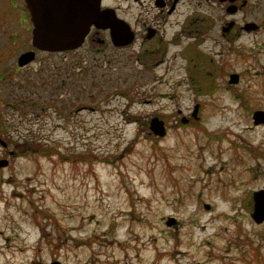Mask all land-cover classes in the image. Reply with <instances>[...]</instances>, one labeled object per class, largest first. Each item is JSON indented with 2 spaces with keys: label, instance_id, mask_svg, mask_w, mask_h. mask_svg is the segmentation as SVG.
<instances>
[{
  "label": "rangeland",
  "instance_id": "1",
  "mask_svg": "<svg viewBox=\"0 0 264 264\" xmlns=\"http://www.w3.org/2000/svg\"><path fill=\"white\" fill-rule=\"evenodd\" d=\"M229 4L178 0L167 13L102 0L134 42L92 30L80 48L19 67L29 13L0 0V264H264V221L251 218L264 188V124L252 120L264 110V27L239 29L264 22V0ZM230 21L236 34L222 32ZM32 139L40 151L15 153Z\"/></svg>",
  "mask_w": 264,
  "mask_h": 264
},
{
  "label": "water",
  "instance_id": "2",
  "mask_svg": "<svg viewBox=\"0 0 264 264\" xmlns=\"http://www.w3.org/2000/svg\"><path fill=\"white\" fill-rule=\"evenodd\" d=\"M32 24V49L21 52L17 57V65L24 67L35 59L36 51L67 52L80 48L92 28L108 30L111 43L116 47L133 42L135 33L127 21L120 18L114 8L102 7V0H23ZM233 12L235 8H228ZM254 23L244 26L246 31L256 29ZM230 83L238 82V74L229 76ZM253 124H264V110H256L252 114ZM150 129L156 135L165 134L162 120L154 117L150 121ZM5 147L6 143L0 140ZM11 154V152H10ZM8 164V160L0 159V168ZM253 207L251 218L256 223L264 221V188L252 194ZM208 207V205H206ZM172 218L167 224L173 223ZM58 264V263H53Z\"/></svg>",
  "mask_w": 264,
  "mask_h": 264
},
{
  "label": "flooded vegetation",
  "instance_id": "3",
  "mask_svg": "<svg viewBox=\"0 0 264 264\" xmlns=\"http://www.w3.org/2000/svg\"><path fill=\"white\" fill-rule=\"evenodd\" d=\"M218 2H221V3H224V2H226V1H229L230 2V4H229V6L227 7V9L228 8H235V12L242 6L241 4L240 5H237L236 4V1L237 0H217ZM178 2V0H169V1H167V0H153V3H154V5L156 6V7H159V9H161V11H163V9L164 8H166V7H168V11H167V13H171L173 10H174V8H175V6H176V3ZM242 4H245V1L242 3ZM109 6V5H108ZM110 7V6H109ZM115 9V11H116V8H114ZM116 14H117V12H116ZM118 15V14H117ZM123 19V18H122ZM247 23H249V22H246L243 26H240L239 27V29H243V30H245L244 29V26L247 24ZM252 23H254V25L253 26H256V29H254V30H260L261 28H263L264 27V22H262V21H260L259 23H256V22H252ZM235 24H234V22L233 21H230V22H228V24L226 25V26H222V32L223 31H225V30H227V31H232L233 33H237L238 31H237V29L235 28V26H234ZM92 30H95V32H98V30L97 29H95V28H92L91 29V31H90V33L88 34V36L86 37V39L89 37V35L92 33ZM101 30V29H100ZM145 30H146V34H145V38L146 39H150V38H152V37H154L155 35H156V33H157V29L154 27H151V26H148V27H145ZM102 31H108V30H102ZM240 31V30H239ZM246 31V30H245ZM134 33H135V37H134V40H135V38H136V34H137V32H135L134 31ZM235 33V34H236ZM85 39V40H86ZM134 40H133V42H134Z\"/></svg>",
  "mask_w": 264,
  "mask_h": 264
},
{
  "label": "trees",
  "instance_id": "4",
  "mask_svg": "<svg viewBox=\"0 0 264 264\" xmlns=\"http://www.w3.org/2000/svg\"><path fill=\"white\" fill-rule=\"evenodd\" d=\"M64 66H66L64 68V71L68 74H70L71 72H75V71H80L82 69V66L79 64V65H71V64H64ZM23 144H27V145H23ZM22 145H16V150L18 149V151H15V153H17L18 155H20L21 153L23 154L24 151H28L30 147H33V146H42L39 142H37V140L35 139H32L28 142H25L23 143ZM43 148V147H42ZM41 147L40 148H36V152L37 151H40ZM44 149V148H43Z\"/></svg>",
  "mask_w": 264,
  "mask_h": 264
}]
</instances>
